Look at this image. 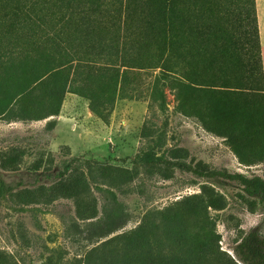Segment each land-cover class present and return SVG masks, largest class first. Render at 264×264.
<instances>
[{"label":"rangeland","instance_id":"1","mask_svg":"<svg viewBox=\"0 0 264 264\" xmlns=\"http://www.w3.org/2000/svg\"><path fill=\"white\" fill-rule=\"evenodd\" d=\"M47 1L0 0V177L10 188L0 191V249L9 261L83 264L95 248L103 255L94 262L104 264L132 243L152 264H221L211 249L232 255L248 230L264 236V201L218 174L264 179V99L249 67V8L239 0H130L123 42L125 0H64L62 9ZM18 44L56 58L9 46ZM48 70L5 104V91L23 90ZM60 86L47 130L46 119L30 117L55 103L46 89ZM144 153L217 174L136 162ZM69 160L91 162L64 179L81 175L98 216L120 203L119 229L89 240L73 200L47 197ZM38 186L43 194L21 197Z\"/></svg>","mask_w":264,"mask_h":264},{"label":"trees","instance_id":"2","mask_svg":"<svg viewBox=\"0 0 264 264\" xmlns=\"http://www.w3.org/2000/svg\"><path fill=\"white\" fill-rule=\"evenodd\" d=\"M42 0H35L34 3H38ZM61 4L57 2V0H48V4L54 5L59 9H62V6L66 8L67 4L64 0H60ZM242 5L247 6L249 10H247V36L245 38V42L247 44V48L250 53V61L249 67L253 74H255L261 84V93L260 95L264 99V87H263V73L261 66V56H260V44L256 23V15H255V6L254 0H239ZM58 4H55V3ZM47 4V5H48ZM53 9V8H50ZM129 9H130V0H125L124 3V13H123V29L124 35L122 41L124 42L125 35L127 32V20L129 18ZM51 16H57V14H50ZM122 42V44H123ZM0 44H6L0 41ZM8 45V44H7ZM17 48V52L19 54L24 55H35L42 58H56L55 55H52L50 51H44L37 48H32L30 46L25 45H9ZM20 46V47H18ZM123 51L124 48H121L120 51V61L123 62ZM13 52H9L8 56H11ZM58 59V57H57ZM60 59H62L60 57ZM66 62L72 64L70 59H66ZM113 69V67H110ZM64 69V65H58L54 67L51 71L53 72L50 85L56 83V75L59 70ZM50 70L46 71L42 75L33 77L30 82V86L24 87L23 90L12 92L5 91L2 96H5L6 105H8L11 101H13L16 97L23 96L26 92H28L33 87L39 85V83L43 80V78L48 75ZM55 87V86H54ZM63 86L60 88H49L46 89L47 97L53 96L55 103L49 104L48 109L45 112L40 113L36 117H30L33 120H41L46 119L44 123V127L47 130H51L55 123L54 119H51L52 116L57 115L58 112V98L56 100V94L59 93L60 89L63 91ZM51 101V100H50ZM2 113V112H1ZM148 136L147 131L144 127L140 129V138H146ZM138 163H143L146 165H155V164H164L171 167H177L183 170H189L192 173L201 176H213L217 173L213 171H200L190 167L188 164L182 161H173L162 159L160 156H155L151 154L144 153L141 158L136 161ZM85 164V165H83ZM91 162L89 160H83L81 163L73 164L72 160L65 162L61 169L56 172L57 181L50 186L48 190L47 197L56 198H70L73 200L74 204V215L75 218L81 221H84L86 224V230L89 231L88 239L92 238L99 239L109 235L110 233L119 229L123 222L125 221L124 211L122 209V205L116 201H112L109 205H105L102 207L100 211V215H97L96 207L94 204V199L90 196V192L87 184L80 176H76L73 179L66 180L64 179V175L67 172L74 171L77 172L82 166L90 168ZM222 177H226L232 180L237 181L242 187L243 191L248 195H255L259 197L262 201H264V179L259 176H250L247 177L240 173H232L226 174L225 172L218 173ZM10 190L9 187H6L3 179L0 177V191ZM46 189L44 187L38 186L33 189H26L22 191L21 197L29 198V196H35L43 194ZM38 193V194H37ZM74 226L75 221H74ZM232 255L227 254L225 251L219 250L217 247L211 249L209 254L215 257L221 264H264V236H262L257 230L251 229L245 232L239 239L235 242L232 249ZM112 256L108 259L104 264H152L149 259L145 256V254L133 245L132 243H127L126 245L120 247ZM103 255L101 252H97L96 249H89L84 254L83 264H98V262H94L97 256Z\"/></svg>","mask_w":264,"mask_h":264},{"label":"crops","instance_id":"3","mask_svg":"<svg viewBox=\"0 0 264 264\" xmlns=\"http://www.w3.org/2000/svg\"><path fill=\"white\" fill-rule=\"evenodd\" d=\"M255 6V15L256 23L260 44V56H261V66L263 73V84H264V0H254ZM0 253H3V256H0V264H16L9 261L8 256L5 255L6 252L0 249ZM10 258V257H9Z\"/></svg>","mask_w":264,"mask_h":264}]
</instances>
